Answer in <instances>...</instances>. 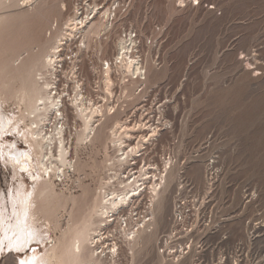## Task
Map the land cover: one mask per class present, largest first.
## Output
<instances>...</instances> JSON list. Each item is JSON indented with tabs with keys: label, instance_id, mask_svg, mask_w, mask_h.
<instances>
[{
	"label": "rangeland",
	"instance_id": "374dc122",
	"mask_svg": "<svg viewBox=\"0 0 264 264\" xmlns=\"http://www.w3.org/2000/svg\"><path fill=\"white\" fill-rule=\"evenodd\" d=\"M59 1L52 0V8L44 14L22 13L28 7L7 12L13 16L0 30L1 110L12 116L21 115L23 109L17 98L21 75L11 65L14 57L41 51L44 42L66 28L64 22L78 5L84 13L93 12L90 17L96 16L95 20L100 10L112 8L109 27L99 39L93 36L82 51L78 70L84 90L99 103L116 105L117 117H129L131 125L143 118L160 124L163 130L144 145L134 165L142 164L144 152L146 159L161 167L171 157L177 175L162 223L155 206L152 242L134 249L127 246L120 260L102 257V264L170 262L165 255L161 260L157 243L169 228L173 195L181 181L199 196L202 209L195 250L174 264H191L200 255L206 260L216 258L221 250L235 251L243 241L248 243V255H257L258 264H264V0H64L67 9L56 10ZM95 4L98 7L93 8ZM128 31L139 38L131 51L142 60L144 78L135 79L121 64H114V93L108 94L102 82L103 60L117 55L120 38H130L124 36ZM68 68V62L64 63L63 70ZM59 81L65 82V77ZM71 108L66 106L73 138L81 121L74 119ZM160 110L169 120L164 126L159 123ZM15 136L6 138L15 140ZM101 140L71 145L76 169L67 168L61 179L53 177L57 196L49 211L36 216L35 227L42 240H34L30 249L20 253L2 243L4 226L16 220L10 197L18 195L19 181L9 158H2L0 152V264H18L17 259L32 249L44 252L64 229L89 214L94 193L118 184L127 165L111 168L110 158L118 152ZM19 144L20 149H28L24 140ZM209 163L214 169L207 172ZM24 178L26 188L33 189L34 182Z\"/></svg>",
	"mask_w": 264,
	"mask_h": 264
},
{
	"label": "bare ground",
	"instance_id": "6f19581e",
	"mask_svg": "<svg viewBox=\"0 0 264 264\" xmlns=\"http://www.w3.org/2000/svg\"><path fill=\"white\" fill-rule=\"evenodd\" d=\"M51 1L0 0V30L6 28L10 17L13 16L7 12L28 7L22 13L29 14L34 11L44 14L52 8ZM55 7L56 10L59 8L66 10V1L60 0L59 5ZM80 7L82 6L80 5ZM80 7L78 5L74 10L75 13L64 22L66 25V28L63 26L64 30L44 42L41 51L37 52L36 49V52L32 54L23 51L24 53L16 56V59L15 57L12 59L13 67H11L14 69L13 71L21 75L22 79V88L17 98L19 97V107L23 109L21 115L12 113L14 115L8 116L1 110L2 107L0 108V152L2 158L7 156L8 161L12 163L14 177H17L19 181V188L18 195H14V193L10 197L14 205L13 211L16 214V220L14 223L8 222L4 226L2 243L7 244V248L20 253V251L30 249L34 240H42L41 233L35 227L36 216L38 212L49 211L50 204L57 196L53 177L58 176L61 179L67 174V168L76 169L75 161L77 160H74L75 157H72L70 153L72 144L78 145L102 139L105 146L112 145L118 152L113 158H110V160L112 159L111 168L116 165L117 167L127 166L121 171L118 184L113 183L112 188L100 190L94 195L91 194L90 211L83 220L81 219L82 221L64 229L57 240L50 241L52 244L44 252L35 249H32L30 253L26 251L25 257L17 259L18 264H102V254L99 253L98 245L101 231L107 225L110 214L124 208L130 201L132 183L129 181V177L124 178V174L127 171L131 172L134 164L137 163L135 158L141 155L144 145L150 144L151 140L159 135L160 130H163V127H159L160 124L156 125L151 118L147 121H144V118L142 121L139 119L140 122L135 121L131 125L132 120L130 121L129 117L125 119L119 118L121 116L117 117L120 111L116 105L106 102L99 103L86 93L83 77L78 70L82 60V51L89 47V41L93 36L99 39L101 32L109 27L112 8L107 7L100 10V17L95 20L96 16L90 17L91 11L84 13ZM95 7H98L97 4L93 6V8ZM75 42L76 49H73ZM133 42L131 38H120L117 55L113 59L105 58L103 60L102 82L104 91L108 94L114 93L113 85L115 83L112 77L114 64H121L128 73L135 76V79L144 78L142 60L139 55L131 51ZM70 50L76 54L75 59L72 60L67 70H63L65 58ZM61 74L65 77V82L62 83L59 81ZM67 102L72 107L74 119L81 121L80 128H75L76 132L73 138L71 137L74 134L71 131L73 126L70 125V117L66 109L68 105L65 106ZM258 105L260 106V104ZM165 117L163 110H160L159 121L160 119L162 121L159 123L168 122L169 120ZM110 119L112 120L111 125L108 123ZM22 123L24 127L20 128ZM9 135H16V139L7 140L6 136ZM21 140H24V145L28 149L19 148ZM145 153L142 161L145 159ZM164 162V168L160 170V173H164V176L160 177L164 183L160 182V185L155 180L157 178L155 171L158 167L147 163L138 167L140 175L149 178L148 185L154 201V222L152 229L141 231L128 244L131 249L141 244L145 247L152 242L156 225V205L159 223L165 221L169 195L173 190L177 175L173 165L174 161L171 159ZM211 164H206L207 172L213 168ZM152 169L154 170L152 171ZM25 175L34 182L31 190L28 189L29 187L26 188ZM210 179L208 177V182ZM178 187L179 183L176 190ZM69 198L74 199L72 196ZM174 198L175 195H173V201ZM67 200L68 198H65V201ZM5 203L4 206H6ZM16 204L19 205V209L16 208ZM159 255L162 257L161 260L166 259L165 256ZM169 261L165 264L175 263L174 260Z\"/></svg>",
	"mask_w": 264,
	"mask_h": 264
},
{
	"label": "built area",
	"instance_id": "2783aa9c",
	"mask_svg": "<svg viewBox=\"0 0 264 264\" xmlns=\"http://www.w3.org/2000/svg\"><path fill=\"white\" fill-rule=\"evenodd\" d=\"M193 4L198 5L199 1H194ZM124 36L140 43L136 33L131 34L128 31L124 32ZM69 54L64 61V63L68 62V65L76 56L71 50ZM170 160L171 157H168L165 161ZM144 163L158 167L155 171L157 174L155 180L159 182V185L160 182L161 184L164 183L163 179L160 178L164 176V173H160L161 168H164V166L161 167L157 162L146 158L142 161V165ZM128 177L132 183L129 204L110 214L108 223L102 229L98 242L99 253L102 254V257H108L114 262L120 260L128 244L141 231L152 229L154 222V201L148 185L149 178L141 176L139 168L135 165L131 172L127 171L124 174L125 179ZM201 209L202 201L199 196L193 193L191 189H187V185L181 181L173 201V209L169 217V228L158 239L157 247L161 255L178 262L195 250L194 239L199 228L198 215ZM247 246L246 241L240 242L236 245L235 251L229 253L221 250L216 258L209 260L201 255L196 256L191 264H258L257 255L251 253L249 256Z\"/></svg>",
	"mask_w": 264,
	"mask_h": 264
}]
</instances>
